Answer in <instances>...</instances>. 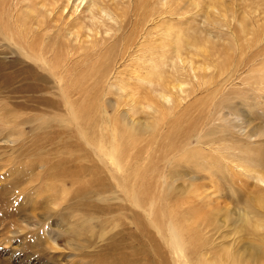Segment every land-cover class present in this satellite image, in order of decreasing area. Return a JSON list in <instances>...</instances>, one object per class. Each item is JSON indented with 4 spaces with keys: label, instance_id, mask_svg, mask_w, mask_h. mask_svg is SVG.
<instances>
[{
    "label": "bare ground",
    "instance_id": "obj_1",
    "mask_svg": "<svg viewBox=\"0 0 264 264\" xmlns=\"http://www.w3.org/2000/svg\"><path fill=\"white\" fill-rule=\"evenodd\" d=\"M159 1L160 0H153L154 3H158ZM190 1L195 7L203 6L205 9L213 8L211 5V1L213 3V0ZM231 1L233 3L237 2L240 5L244 4V8L250 7L254 10L255 8L258 10L261 6L264 7V0H243L244 2L242 3H239L241 0ZM191 2H189V4ZM218 2L223 3L224 0H218ZM151 3L152 2H149V0H0V36L15 47L17 54L36 66L37 70L39 69L41 72L56 79L55 82L59 86L61 100L66 107L72 106L73 102L71 101L69 92L66 91V86H64L65 77L73 76V71H75L77 78H75L73 85L77 86L80 90V87L83 88L82 86L86 83V81L84 82L86 71L83 68L88 66V62L93 63L90 64L89 68L91 72L89 73L87 71V73L90 76V80L92 78L93 83L97 82V84H103V80L111 73L114 74L115 77L120 73H124L122 70H119V67L126 62H130L128 64L131 66L130 73H139L143 70V74L140 75L139 73L140 76H136V81L141 83L139 87L142 86L143 89L150 90L149 92L152 93V96L147 97L144 101L142 100L144 102L141 103L142 105L149 102L150 104H154L156 100L164 103L171 102V104H173L178 99L177 97L180 96L179 92L184 91V83L187 82L188 84V82H190V84H192V82H196L197 86L199 85L200 87L203 82L208 83V80H210L211 83L215 81L213 83V89L207 88L208 90L207 92L205 91L206 94L204 95L206 100L211 102V94L217 92L225 82L229 81L228 83H230V80L242 74L241 72L244 73L246 71H251L252 81L259 86L258 89L253 87L252 91L255 92L264 87V72H260L258 69L254 68V66L260 63L258 57L263 56L261 48L258 47L260 36L262 38L260 28H263L258 24L259 16H257V14L255 15L251 10L244 9L246 12H240L242 15L238 18V15L235 14L236 9L235 11L230 9L229 11L232 12L231 16L237 17L235 19V26H231L227 18L220 15L219 10L215 8L214 5V10L217 15H213L212 21L207 22L212 30L214 28L213 33L212 30L210 32L209 28L187 26L188 28L185 30L186 34L180 37V32H172L170 25L167 23L165 26H156L158 22H165V17H160L162 14H178L175 9L163 4L160 5L162 9L160 10L159 7L160 11L158 10L157 16L159 18L155 20L156 22L154 23L157 29L156 31L154 30V34L152 33L153 31L151 25L149 26V21H153L155 18L152 17L154 13L148 11L150 10L149 6H151ZM236 6L238 8V5ZM220 10L225 11L222 9ZM261 12H263L262 8ZM206 13L208 14L209 11H206ZM223 26L226 27V30H222ZM225 39H227V41L225 43L222 42ZM164 40L171 49L164 50L158 48L157 45L164 42ZM196 41H204V44L199 47L193 46V43ZM252 46L255 50L253 52H251ZM229 49L233 50L235 53V57H229L231 66L228 64L229 62L226 61L228 60L227 50ZM182 51L187 53L196 52L195 55L201 57L200 62L188 60L183 56ZM31 72V76L32 74L39 76L38 71L32 70ZM222 76H224L223 80L217 82V78L219 80V77ZM242 80L244 83H248L250 78L245 76ZM204 85H202V87ZM126 87L127 86H123V84L121 88L118 87V90L123 93V96L125 95L124 89H126ZM190 88L194 89L195 87ZM204 88H206V85ZM199 89L196 91H199ZM189 91L187 93H189ZM196 91L194 92L197 93ZM190 94L191 92L189 95ZM133 95H135V93ZM129 96L127 97L129 98ZM131 98V101H133L136 97L134 98L132 96ZM232 98L230 97V99ZM136 100L137 99H135V103ZM228 101L226 102L228 103ZM118 104L119 103H117V105ZM141 104H138V108ZM240 104L239 102V105ZM117 105H115V107ZM225 106L226 105L223 104L222 107ZM241 106H244V104ZM141 107L145 108L144 105ZM148 107L152 109L154 113L157 112V109H155L156 107L154 108L152 105H148ZM102 108V123L99 128L102 124H104L105 127L98 128V133H101L102 136L105 134L110 135L111 139L109 140V146H104L102 143L94 146L93 143L88 140L87 134L79 129L77 132L81 140H84L90 146L93 153L98 157V161L106 168L111 183L104 181L103 176L95 174L96 177L90 181V185L86 188L84 187L82 190L80 189L81 191L77 190L75 193L69 190L66 192L64 189H62V191L68 196H70V193L75 196L76 199L73 198L74 200L71 202L72 205L69 206L68 204L69 208L73 209H77L79 205L80 207L83 206L82 210L88 207L89 204H84V202H86L87 198H90L89 195L93 197L99 195L98 201L100 200L102 203L107 200H114L122 205V202H125L134 213V221L131 223L133 230L126 234L133 242H128L129 239L126 241L123 234L117 232L110 236L111 240L106 244L103 251L92 254L93 259L89 264H264V129L260 127L257 129L255 128L256 130L254 131V129L250 128L252 132L249 131V133L245 134L244 137L247 143L251 145H243V143L240 142L232 146H228L230 144H223L224 141H227L229 137L231 138L233 136L232 133H228L227 135L223 134H225L226 131L232 132L234 129L242 131L244 128L242 123L245 120L242 123L235 124L234 120H238V118L234 117L231 118L228 123L224 121L221 123H219V121L215 122L218 117L217 114L220 111L219 106L213 104L211 107H208L205 104L203 107L199 108L196 116L190 119L193 120V125L189 124L185 127L181 122L174 123L173 133L175 137L172 135L169 142H166L167 146H165L164 150L167 152L163 155L164 157H156L158 158L156 161L159 163L152 165V167L150 166V170L154 173L153 178H150V182H153V185L155 184L154 187L158 188L166 184V174H159V171L163 172L165 169L169 170L171 168L168 164H163L165 169L159 167L161 164L160 161L174 163L173 166L175 167L172 171L173 176L179 174L181 168L184 167L190 168L193 171L196 170L195 168L199 170L202 168L207 169V161L211 162V166H208V169H217L219 172V169L215 165L216 162L211 160V151H225V160L233 164L237 169L239 168L238 170H241L240 173L242 172L244 177L251 179L253 183L255 182V186H257L258 190L256 193L257 201L254 203L252 199L248 202L244 201L245 203L243 202L244 204H242V207L236 206V208L232 210L226 206L225 212L220 214V223L226 229L220 234L222 240L220 243L216 242L218 238L215 240L216 237H214V233L216 232L214 231H216L217 228L212 226V219L211 233L207 231L209 224L206 220L211 218L210 215L204 216V219L201 220L199 218L192 219V214L189 212V208H187L186 210H181L178 216H175V210L171 205L166 203L167 198L164 196V205L162 208H158V210L155 209V203L152 202V199L149 197V193H151L149 190L150 187H146L152 186L149 184V181L146 182L145 177L147 174L143 177L140 176L142 177V181L138 188L139 191L137 192L134 190L133 179L138 175L137 161H140L141 154L135 143L128 141L132 135L131 132H127L124 137L120 138L118 136V134H121L118 131L120 129L116 130L111 128L112 125L107 123L108 115L105 112L104 106H102ZM169 108H171V106ZM174 108H176L175 105ZM7 112H9V114ZM172 114L169 115L171 116ZM15 117H18V114L16 116V110L8 105L4 106V103L0 102V134L5 131L8 133V140L4 141H9V145H11L10 142H18L16 135L13 133V128L16 127L13 121ZM249 119L251 118H248V120ZM203 120L206 122H203L204 124L201 125ZM109 121L111 120L109 119ZM144 121L146 120L143 118V122ZM244 123H246V121ZM133 124L135 123L133 122ZM255 124L253 128L258 125L255 126ZM148 126L152 125L148 124ZM246 126L247 125H245V127ZM130 129L133 128L130 127ZM158 130L156 129L155 131ZM253 135L255 137L257 136L254 139L255 143L249 140ZM13 136H15L17 140H9V137ZM121 139L125 140L124 143H127L129 150L127 147L126 149L129 152L134 151L132 155L127 153V164L124 163V150L121 149L119 146L120 144H118V142L121 143ZM193 139H195V144L190 148V141H193ZM261 143H263L262 147L260 146ZM14 144L12 143V145ZM205 145H208V148H205ZM0 155L1 160L6 154H4V156L3 154ZM168 156L169 158H167ZM213 159L216 160L215 158ZM134 169L135 171L131 172V170ZM77 170H75V172H77ZM83 171L85 170L83 169ZM225 171L226 170L223 172L226 173ZM69 172L64 169L62 171L59 170L58 173L69 174ZM71 172L72 177L70 178V183L75 184V178H80L77 174L79 171L75 173V175L72 170ZM81 179L83 178L81 177ZM80 183L82 184L83 182L81 181ZM85 184L87 183L84 182L82 188ZM77 186L79 187V185ZM157 190L161 192L160 189ZM187 190L192 191L193 189L188 188ZM164 191H166V196L168 197L170 191L168 189H164ZM107 192L110 194V199H107ZM69 200L71 201L72 199L69 198ZM110 207H112V205ZM123 207L121 209L124 210ZM89 209H87V211ZM61 211L62 209H59L62 217L69 214L68 212ZM120 216L122 217V215ZM81 218L82 217H79L75 221H71L74 223L70 222L69 227L71 229L70 233L73 232L77 240L80 239L79 236L81 235L80 232L76 230V227H79L84 233H91V229L94 227L93 225H89L91 219L86 217L80 222L79 219L81 220ZM105 219L103 222L92 217V220H96L99 225L105 223ZM114 221L112 220V222ZM78 222H80L79 225H77ZM131 227H129V229ZM242 233L245 234L246 237H243L241 235ZM104 234L105 232H101V237H103ZM228 237H230V239H228ZM248 237L253 238L255 243L251 241L247 242L246 239ZM142 238L146 239L145 242L147 241V244L144 243V239L142 241ZM225 241H228V243ZM78 243H76V245H78ZM71 244L75 246V242ZM148 245L151 250L148 249ZM81 264L86 263L82 262Z\"/></svg>",
    "mask_w": 264,
    "mask_h": 264
},
{
    "label": "rangeland",
    "instance_id": "obj_2",
    "mask_svg": "<svg viewBox=\"0 0 264 264\" xmlns=\"http://www.w3.org/2000/svg\"><path fill=\"white\" fill-rule=\"evenodd\" d=\"M229 1L232 2L231 0H224L223 3L218 2V0H213V3L211 1V5L213 6V8L211 6L212 10L210 8L205 9L203 6V8L200 6L195 7L190 0H160L158 3H154L153 0H149V2H152L153 4H150V10L148 11L154 13L152 17L155 18L153 21H149V26L151 25V29L153 31L152 33L154 34V30L156 31L157 29L154 23L156 22L155 20L159 18L157 16L158 10L159 7L160 10L162 9V6L160 5L163 4L175 9L178 14H162L160 17H165V22H158L156 26H165L167 23L170 25L172 32H180V37L186 34L185 30L188 28L187 26L209 28L211 32V26H208L207 22H211L213 17L217 15L214 10L215 5V8L219 10V14L225 16V18H227V20L231 23V26H235V19L237 17L233 15L231 16L232 12L229 10L233 9L235 11L236 9L235 14L238 15V18H240L242 15L241 13L247 9L259 16L258 24L264 29V7L261 6L263 11L261 12L260 7L258 10L257 8L254 10L250 7H248V9L246 7L244 8V4L240 5L237 2V4L235 2L234 4ZM244 1L241 0L239 3ZM189 2L191 3L189 4ZM236 5H238L239 9ZM220 9L227 11H221ZM206 11H209V13L207 14ZM263 29L260 28L262 38L260 36V40L258 41V47L261 48L263 56L258 57L260 63L259 65L254 66V68L258 69L260 72H264ZM222 30H226V27L223 26ZM213 31L214 28L212 33ZM226 41L227 39L222 42L225 43ZM9 44L10 43L7 40L0 36V102L4 103V106L8 105L12 109L16 110V116L18 114V117H15L13 120L16 126L13 128V133L16 135L18 140L15 136L9 137V140H17L18 142H12L13 144L15 143L14 145L10 142L11 145H9V141H4L8 140V133L5 131L0 134V154H3V156L6 154L3 159L0 160L2 162H0V264H81L82 262L89 264L93 259L92 254L103 251L106 244L111 240L110 236L113 234L121 232L126 241L129 239L126 234L133 230L131 223L134 221V213L131 209H129L125 202H122V205L114 200H107L102 203L100 200L98 201L99 195L96 197L89 195L90 198H87L86 202H84V204H89L88 207H85V209L82 210L83 206L80 207L79 205L77 209H73L69 208V206H71V202L76 199L75 196L71 193L70 196H68L62 191V189H64L66 192L69 190L70 192L75 193L77 190L79 191L80 189H84V187L86 188L90 185V181L96 177L95 174L103 176L104 181L111 183L110 178H108L106 168L98 161V157H96V154L93 153L90 146L84 140H81V137L77 132L79 129L87 134L88 140L92 142L94 146H97L99 143L104 144V146L110 145V135L105 134L102 136L101 133H98L100 128L105 127V125L102 124L99 128L102 123V106H104L105 112L108 115L107 123L112 125L111 128L116 130L120 129L118 130L121 133L118 134L120 138L124 137L127 132H131L132 135L128 141L131 143L134 142L139 149L141 154L140 161H137L139 176L137 175V177L133 179V188L137 192L139 191L138 188L140 187V182L142 181L141 178L144 175L147 174L145 177L146 182H150V178H153L154 173H152L150 169L152 165L159 163L156 161L158 160L156 157H164L163 155L167 152L164 150L165 146H167L166 144L172 138V135L175 137V134L173 133L174 123L181 122L185 125V127L189 124L193 125V120L190 119L195 117L199 108L203 107L205 104L208 107H211L213 104L219 106L220 111L217 116L220 117H217L215 122L219 121V123H221L224 121L228 123L231 118L234 117L238 118V120H234L235 124H239L240 122L242 123L244 120L246 121V123H244L245 121L242 123L244 127L242 131H237L236 129L232 130V132L226 131L223 135L232 133L233 136L231 138L229 137V139L224 141L223 144H230L228 146H232L237 145L238 142H240L243 143V145H251L250 143H247L246 138L244 137L245 134L249 133V131L252 132L250 128L254 129V131L260 127L264 129V87L255 92L252 91L253 87L258 89L259 86L257 83L252 81L251 71H246L244 73L241 72L242 74L238 75L233 80H230V83H228L229 81L225 82V85L223 84L224 86L222 85L221 87L223 89L220 88L217 92L211 94V102L207 101L204 95L208 89H213V83L215 81L211 83V81L208 80V83H202V85H206V88H204L205 85L203 87L202 85H200V87L199 85L197 86L196 82H192L193 86L190 82H188V84L187 82L184 83V91L179 92L180 96H178V99L175 103H173L176 108H174V105L171 104V102L164 103L159 102V100H156L154 104H150V102L145 103L146 105L143 104L145 108H142L141 106L143 105L141 103H144V99L152 96V93L149 92L150 90H145L142 86L139 87L141 83L136 81V76L138 77L143 74V70L139 72L140 75L139 73H130L129 71L131 66L128 65L130 62H126L124 65L119 67V70H122L124 73H120L119 75H116V77L111 73L103 80V84H97V82L93 83L92 78L90 80V76L87 73V71L89 73L91 72V69L89 68L90 64L93 63L88 62V66L83 68L86 71L84 75V82L86 81V83L84 85L85 88L84 86H82L83 88L80 87L82 92L77 86L73 85L75 78H77L75 71H73V76L65 77L64 86H66V91L69 92V96L73 102L72 106L66 107L61 100L59 86L55 82L56 79L44 72H41L39 69L37 70L36 66L23 59L21 55L17 54L15 47L12 44ZM203 44L204 41H196L193 43V46L199 47ZM157 46L159 49H171L165 40ZM251 48V52L255 51L253 46ZM227 52L228 60L226 61L229 62L228 64L231 66L229 57H235V53L231 49L227 50ZM182 54L188 60L200 62L201 57L199 55L196 56V52L194 51L191 53L182 51ZM27 66H30L31 68ZM32 70L38 71L39 76L34 74L31 76L30 72ZM245 76L250 78L248 83H244L242 80ZM223 78L224 76L219 77V80L217 78V82L222 81ZM122 84L123 86H127L126 89H124V96L123 93L118 90L121 88ZM96 85L100 86L97 87ZM190 87L195 88L191 89ZM197 88L199 91H196L198 90ZM188 91L189 93L191 92L190 95L187 93ZM132 92H134L135 95H133L134 93ZM147 92H149L150 95ZM242 92H244L247 96ZM127 96H129L130 100ZM132 96L134 98L136 97V103L135 99L131 101ZM230 97L233 98L230 99ZM226 101H228V103ZM239 102L241 103L240 105ZM117 103L119 104L117 105ZM138 104H141V106L139 105V108ZM223 104L226 106L222 107ZM242 104H244V106H241ZM115 105H117L118 108L117 106L115 107ZM148 105H152L154 108L156 107L155 109H157V112L154 113ZM170 106L171 108H169ZM157 107L159 108V111ZM69 111H72L73 113ZM7 113L9 114V112ZM168 113L172 115L170 116ZM245 116L251 118L249 119L251 121H249ZM143 118L147 122H143ZM109 119L111 121H109ZM132 121L137 125L133 124ZM203 122L205 123L206 121L203 120L201 125L204 124ZM148 124H151L152 126H148ZM254 124L255 126L258 124V127L256 126L253 128ZM245 125L247 126L245 127ZM130 127L133 129H130ZM155 128L158 131H155ZM256 137L253 135L249 138V140L254 141ZM194 140L195 139L190 141V148H192L195 144ZM124 142L125 140L121 139V143L118 142V144H120L119 146L124 150V163L127 164V153L132 155L134 151L129 152L127 143ZM253 143H255V141ZM260 146L262 147L263 143H261ZM205 148H208V145H205ZM203 154L206 155L205 153ZM225 155V151H211V160L216 162L215 165L219 169V172L217 169H208V166H211V162L207 161V169L202 168L199 170L195 168L196 170L193 171L190 168L184 167L181 168L179 174L173 176L172 171L175 167L173 166L174 163H165L164 161H160L161 164L159 167L164 168L163 164H168L171 168L169 169L170 171L165 168L163 172L159 171V174H166V184L162 185L163 188H155V184L153 185V182L149 183L152 186H146L148 188L150 187L149 190L151 193H149V197L152 199V202L155 203V209L158 210V208H162L164 205V196L168 199H166V203L171 205L175 210V216H178V213L181 210H186L187 208H189V212L192 214V219L199 218L201 220L204 219V216L210 215L211 218L206 220L209 224L207 231L211 233L212 219V226L217 228V230L214 231L216 233L213 232L214 237H216L215 240L218 238L216 242L221 243L222 240L220 234L226 229L220 223V214L225 212L226 206L232 210L236 208V206L242 207V204L251 199L254 203L257 201L256 193L258 191L257 186H255V182L253 183L251 179L244 177L242 172L241 176V170H238L239 168L237 169L233 164L227 162L224 158ZM167 158H169V156ZM64 169L68 170V172L70 170L69 174L60 173V175L58 173L59 170L62 171ZM83 169L85 171H83ZM71 170L74 175L78 171L80 172L77 173L80 178H75L76 183H73L74 185L70 183V178L72 177ZM75 170H77V172H75ZM224 170H226V173L223 172ZM134 171L135 169L131 170V172ZM81 177L83 179H81ZM80 179L83 183H87L83 186V188V183H80ZM60 182H64L63 185ZM77 185H79L80 188ZM188 188L193 189V192L187 190ZM157 189H160L161 192H158L159 190ZM164 189H168L170 191V195H168V197L166 196V191H164ZM107 195V199H110L111 197L108 192ZM69 198L72 200L70 201ZM111 205L112 207H110ZM121 206H124V210L121 209ZM59 209H62L61 212H68L69 214L62 217ZM87 209L89 210L87 211ZM119 214L122 215V217ZM79 217H82L81 220L79 219L80 222L86 217L91 219L89 221V225H93L94 227L91 229V233H84L79 229V227H76V230H78L81 235L79 236L80 239L77 240L75 237L76 235L73 232L70 233L71 229L69 227L70 222L73 220L75 221ZM92 217H95L96 220H101L103 222L106 218L105 223H101V225H99L96 220H92ZM112 220L115 221L112 222ZM80 222H78L77 225H79ZM128 226L131 228L129 229ZM99 232H105L104 236L101 237ZM241 235L246 237L243 233ZM143 239L144 243L147 244V241L145 242L146 239L142 238V241ZM228 239H230V237H228ZM246 241L255 243L253 238L249 237ZM73 242H75V246L74 244H71ZM128 242L133 241L129 239ZM76 243L80 246L76 245ZM226 243H228V241ZM148 249H150L149 245Z\"/></svg>",
    "mask_w": 264,
    "mask_h": 264
}]
</instances>
